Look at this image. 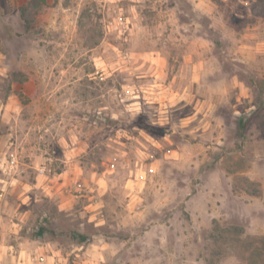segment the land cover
Here are the masks:
<instances>
[{"label":"clouds","instance_id":"clouds-1","mask_svg":"<svg viewBox=\"0 0 264 264\" xmlns=\"http://www.w3.org/2000/svg\"><path fill=\"white\" fill-rule=\"evenodd\" d=\"M0 264H264V0H0Z\"/></svg>","mask_w":264,"mask_h":264}]
</instances>
